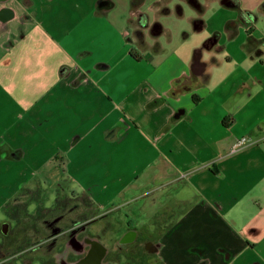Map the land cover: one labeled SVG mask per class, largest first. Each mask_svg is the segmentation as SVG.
<instances>
[{
  "label": "crops",
  "instance_id": "crops-1",
  "mask_svg": "<svg viewBox=\"0 0 264 264\" xmlns=\"http://www.w3.org/2000/svg\"><path fill=\"white\" fill-rule=\"evenodd\" d=\"M37 186L130 264H264V0H0V221Z\"/></svg>",
  "mask_w": 264,
  "mask_h": 264
},
{
  "label": "rangeland",
  "instance_id": "rangeland-1",
  "mask_svg": "<svg viewBox=\"0 0 264 264\" xmlns=\"http://www.w3.org/2000/svg\"><path fill=\"white\" fill-rule=\"evenodd\" d=\"M160 18L162 19L164 17L160 16ZM57 174L59 175V173ZM45 195H47L45 189L40 186L24 188L12 201L6 205V211L8 215L7 219L5 218V221L7 222L6 233L1 232V223L3 221H0V264H41L37 260L42 258V256L45 257L46 255L41 241L47 237L48 232H46V229L43 228V224H41L42 221L37 220L35 218L36 215L34 214V218H31V215H29L27 211L34 213L39 207V213H46L47 210L42 208L44 205L53 206V208L56 206H58V208H62L66 206L67 203H77L76 205H79L81 208L80 211L84 212L87 217L93 214L97 215V220L93 223V225H95L93 230L98 232V236L101 240L104 239L106 233V231L102 229V226L103 224L109 223L111 225L109 231L112 236L111 239H117L120 228L123 226V221H125L122 217L123 214L119 213V207L114 209L111 208L108 217L106 216L99 218L98 215L103 210L99 209L98 207H92V205L89 203V200L85 196L76 197L75 195L60 194L56 196L54 200L55 203H51L46 200ZM34 202H38L37 206L34 204ZM49 214L51 213H48V215ZM119 214L121 215L119 216ZM168 216V214L163 215L165 220L169 218ZM75 217L76 214L73 215L72 218ZM33 219L34 223L32 222ZM114 221H117L118 223H114ZM68 223V221H63V226L70 227V224ZM132 223H135V220H133ZM32 224L36 225L35 229L38 230L36 235L32 232ZM28 232L32 233L30 235L32 237L31 243H28ZM133 247L135 246H132L131 248ZM131 248L127 251L129 254L125 257L129 264L133 263L135 261L134 259L137 257L135 255V251H132ZM130 252L132 256L130 255Z\"/></svg>",
  "mask_w": 264,
  "mask_h": 264
},
{
  "label": "flooded vegetation",
  "instance_id": "flooded-vegetation-1",
  "mask_svg": "<svg viewBox=\"0 0 264 264\" xmlns=\"http://www.w3.org/2000/svg\"><path fill=\"white\" fill-rule=\"evenodd\" d=\"M34 204L37 206L38 202H34ZM76 204L77 203L70 202L62 208H58V206L53 208V206L44 205L42 208L47 210L46 213H39V207L34 213L27 211V213L31 215V218H34L33 214L36 215L35 218L42 221L41 224H43V228L48 232L47 237L41 241L46 255L45 257L42 256V258H39L37 261L41 264H119L118 260L120 258L125 259L126 255L129 254L127 253L129 249L127 250L125 247L121 246L119 240H122L124 237H129L130 234H118L117 239L113 240L109 233L111 227L110 223L103 224L102 229L106 231V233L104 232V238L108 237L115 248L111 254L109 252H104L100 248L98 242V239H100L98 232L93 230L95 227L93 223L96 222L97 215L93 214L87 217L84 212L80 211V206ZM109 211H111V209L100 212L98 215L99 218L108 217ZM48 213L51 214L48 215ZM75 214L76 217L72 218ZM63 221H68L70 227H64ZM32 222L34 223V219ZM114 223L118 222L114 221ZM35 226L36 225L32 224L31 227H33L32 232L36 235L38 230L35 229ZM31 234L32 233H29V236H27L30 240L29 242L27 239L28 243H31ZM131 250L135 251V255L139 251L136 246L131 248Z\"/></svg>",
  "mask_w": 264,
  "mask_h": 264
},
{
  "label": "trees",
  "instance_id": "trees-1",
  "mask_svg": "<svg viewBox=\"0 0 264 264\" xmlns=\"http://www.w3.org/2000/svg\"><path fill=\"white\" fill-rule=\"evenodd\" d=\"M138 18H139V23H140L141 25L144 26L146 23H145L144 21H142L141 16L138 17ZM140 18H141V20H140ZM161 29H162L161 24L158 23V22H154V23H152L151 26H150V31H151L152 33H154V34L161 32ZM131 55H132L133 57H137L135 54H131Z\"/></svg>",
  "mask_w": 264,
  "mask_h": 264
},
{
  "label": "built area",
  "instance_id": "built-area-1",
  "mask_svg": "<svg viewBox=\"0 0 264 264\" xmlns=\"http://www.w3.org/2000/svg\"><path fill=\"white\" fill-rule=\"evenodd\" d=\"M248 140L247 137H240L239 139H236L235 142L233 143L232 147H231V151H234L236 149H238L240 146H242L244 143H246Z\"/></svg>",
  "mask_w": 264,
  "mask_h": 264
},
{
  "label": "water",
  "instance_id": "water-1",
  "mask_svg": "<svg viewBox=\"0 0 264 264\" xmlns=\"http://www.w3.org/2000/svg\"><path fill=\"white\" fill-rule=\"evenodd\" d=\"M6 228H7V222L4 221L1 223V232L6 233Z\"/></svg>",
  "mask_w": 264,
  "mask_h": 264
}]
</instances>
